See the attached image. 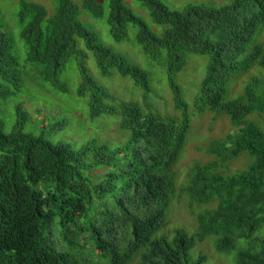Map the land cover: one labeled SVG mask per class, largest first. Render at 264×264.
I'll return each instance as SVG.
<instances>
[{
  "label": "trees",
  "instance_id": "trees-1",
  "mask_svg": "<svg viewBox=\"0 0 264 264\" xmlns=\"http://www.w3.org/2000/svg\"><path fill=\"white\" fill-rule=\"evenodd\" d=\"M56 1L51 18L44 7L21 2L27 63L39 68L45 82L66 92L60 76L67 62L79 56V94L90 96L92 118L119 116V128L129 139L116 148L94 139L76 149L52 140L44 130L39 135L28 131L31 117L21 103L8 132L0 121V264H92L91 256L109 264L205 263L202 254L192 261L190 251L197 242L214 238V231L190 235L178 229L170 237L163 230L177 195L176 167L192 125L177 74L193 54L209 57L196 111L229 116L232 130L223 141L210 144L215 160L196 162L181 191L190 197V206L216 202V209L198 219L200 224L208 221L212 230H228L225 238H214L219 253L235 248L236 236L250 240L261 231L263 235L264 130L249 116L257 112L264 119V81L251 76L237 98L229 95V84L256 67L264 70V50L257 44L264 32V0H227L230 3L221 7L199 0L182 10H171L163 0H136L159 31L126 0H86L85 9L93 18H106L118 43L135 30L146 57L166 68L181 112L168 117L144 108L143 101L154 91L147 72L104 46L81 22V10L72 0ZM79 39L95 55L103 75L117 71L134 81L144 92L141 103L120 101L93 79ZM22 87L19 60L0 23V97H16ZM245 153L253 163L225 175L228 164ZM262 235L261 250L242 251L238 264H264Z\"/></svg>",
  "mask_w": 264,
  "mask_h": 264
},
{
  "label": "rangeland",
  "instance_id": "rangeland-1",
  "mask_svg": "<svg viewBox=\"0 0 264 264\" xmlns=\"http://www.w3.org/2000/svg\"><path fill=\"white\" fill-rule=\"evenodd\" d=\"M22 1L44 7L48 18L53 17L57 10L56 0H0L2 30L12 41L13 53L19 60L23 77V87L19 95L7 99L0 97V121L4 122L6 131L8 132L15 122L16 106L21 103L31 117L29 130H27L36 135H39L44 130L52 140L71 143L76 149L94 139L109 145L111 148L124 146L129 139V135L119 128L121 118L106 114L92 118L89 104L90 96L79 94V88L82 84L79 56H74L67 62L60 76L61 81L67 86L66 92L57 90L51 84L45 82L39 75V68L27 63V46L22 38V26L19 20ZM207 1L217 4V6L214 5L215 7L230 3L227 0H201V3H209ZM72 2L79 6L81 10V22L98 37V40L104 46L124 57L130 64L147 72L150 80L153 81L154 91L150 93L147 103L143 101L144 108L165 117H168V113L181 115V112L175 107L173 95L168 86L166 68L160 61H154L146 57L136 42V31L131 30L128 37L123 42L118 43L111 34V28L106 18H93L85 9L86 0H72ZM163 2L171 10H182L189 3H193V5L199 4V0H163ZM126 5L136 15L143 17L153 30H161L160 27L154 24L150 13L142 8L139 2L126 0ZM108 12L109 10H107V16ZM263 33L259 36L257 44L263 47L264 50ZM78 43L80 52L86 57L85 67L98 84L120 101L142 102V94L144 92L135 85L131 78H124L117 71H113L110 76L103 75L95 55L87 49L85 41L79 39ZM208 63V56L190 55L186 68L180 74H177V82L182 88L183 98L188 104L192 125L187 136L186 147L176 167L177 195L170 207L171 210L169 209L167 212L168 218L163 230L170 237L174 236L175 231L178 229H185L190 235L214 231L215 235L211 236L218 242L228 235V230L223 227L212 230L208 226V221L200 224L198 219L199 214L206 215L211 210L216 209V202L210 205L193 204L190 206V197L181 191L188 184L190 170L196 162L205 165L215 160L214 155L210 152V144L215 141H223L232 130L229 116L215 117L213 113L199 114L196 111L195 99L200 93L202 82L207 73ZM237 76H234L229 84V95L232 96L231 98L240 96L251 76L264 81V70L256 67L251 72L245 73L242 78L237 79ZM157 95H159V98H157ZM109 103L113 104L112 102ZM156 104H158L160 111L163 113L157 110ZM249 118L258 122L264 130V119L257 117V112L250 115ZM45 125L48 127H45ZM53 126L55 127L52 128ZM253 160L249 154H243L228 164L227 167L229 168L225 170V173H227L225 175L247 169L253 163ZM261 233L262 231L250 240L236 236L235 248L221 253L216 249L214 238L209 237L203 243H196L195 247L190 251L191 259L194 261L202 256L207 259L204 264H238L239 254L242 251L252 250L259 252L261 250L260 241L263 239L259 236V234L262 235ZM126 243V241H123L121 249L126 248ZM95 254L99 256L98 252ZM90 259L92 264L110 263L109 260L106 263L104 259H94L92 256Z\"/></svg>",
  "mask_w": 264,
  "mask_h": 264
}]
</instances>
